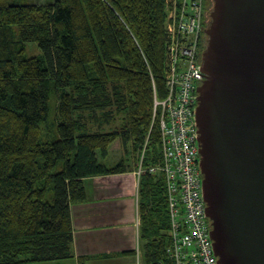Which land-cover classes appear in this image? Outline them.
<instances>
[{
	"label": "trees",
	"instance_id": "trees-1",
	"mask_svg": "<svg viewBox=\"0 0 264 264\" xmlns=\"http://www.w3.org/2000/svg\"><path fill=\"white\" fill-rule=\"evenodd\" d=\"M164 8L165 0H0V264L72 258L71 206L86 201L85 180L130 169L99 157L118 139L137 162L147 137L143 261L171 264L164 177L147 172L160 162L157 118L151 124L154 97L166 93ZM29 44L38 55H26ZM118 120L111 132L91 130Z\"/></svg>",
	"mask_w": 264,
	"mask_h": 264
},
{
	"label": "water",
	"instance_id": "water-1",
	"mask_svg": "<svg viewBox=\"0 0 264 264\" xmlns=\"http://www.w3.org/2000/svg\"><path fill=\"white\" fill-rule=\"evenodd\" d=\"M197 88L202 196L217 264H264V0H213Z\"/></svg>",
	"mask_w": 264,
	"mask_h": 264
},
{
	"label": "built area",
	"instance_id": "built-area-1",
	"mask_svg": "<svg viewBox=\"0 0 264 264\" xmlns=\"http://www.w3.org/2000/svg\"><path fill=\"white\" fill-rule=\"evenodd\" d=\"M205 3L165 0L166 93L163 100L154 97L152 117V125L157 118L159 128L160 162L148 167L147 172L164 177L170 239L167 256L171 264H217L202 196L195 121L196 90L204 81L201 55L207 24ZM144 150L134 171L138 181L146 171Z\"/></svg>",
	"mask_w": 264,
	"mask_h": 264
},
{
	"label": "crops",
	"instance_id": "crops-1",
	"mask_svg": "<svg viewBox=\"0 0 264 264\" xmlns=\"http://www.w3.org/2000/svg\"><path fill=\"white\" fill-rule=\"evenodd\" d=\"M130 166L124 174L85 180L87 199L71 208L73 257L40 264H144L139 181Z\"/></svg>",
	"mask_w": 264,
	"mask_h": 264
},
{
	"label": "rangeland",
	"instance_id": "rangeland-1",
	"mask_svg": "<svg viewBox=\"0 0 264 264\" xmlns=\"http://www.w3.org/2000/svg\"><path fill=\"white\" fill-rule=\"evenodd\" d=\"M33 2H35L36 4H45V3H47V0H33ZM202 48H203V44H202ZM202 53H203V49H202ZM38 54H39V50H38V48L35 45L29 44V45L26 46V55L28 57H31V56H34V55H38ZM153 90H154V86H153ZM153 93H154V96H155L156 93L155 92H153ZM157 101H160V100H157ZM109 125H108V127L107 126H101L100 129L95 128V127H91V130H93V131L99 130L101 132H111L114 129H116V127L119 126V120L118 121H114L113 124H111L110 126ZM151 128H152V124H151ZM41 132H42V136H43L44 139L49 138V135H50L49 127H47L46 125H42L41 126ZM128 147H129V150H131L130 146H128ZM142 150H144V145H143ZM99 160L107 168L116 167L120 163H122L123 166L124 165L126 166L127 164H129V166H130L131 164H133L134 168H136L137 163H138V161L135 162V156L131 152L127 153L126 148H124L122 146L121 141L118 140V139L113 141L107 147V153H106L105 157L104 158L99 157ZM130 168H131V166H130ZM127 172L128 171H125L124 173H127ZM114 175L115 174H113V175H103V176H94V177H90V178H94L95 179L97 177H106V176H114ZM87 179H89V178H87ZM72 207H74V205H72L71 208Z\"/></svg>",
	"mask_w": 264,
	"mask_h": 264
},
{
	"label": "flooded vegetation",
	"instance_id": "flooded-vegetation-1",
	"mask_svg": "<svg viewBox=\"0 0 264 264\" xmlns=\"http://www.w3.org/2000/svg\"><path fill=\"white\" fill-rule=\"evenodd\" d=\"M212 8H213V0H206V3H205V12H206V18H207L208 22L210 20L209 15H210V13L212 11ZM204 43H205V46H206V44H207V37H205Z\"/></svg>",
	"mask_w": 264,
	"mask_h": 264
},
{
	"label": "clouds",
	"instance_id": "clouds-1",
	"mask_svg": "<svg viewBox=\"0 0 264 264\" xmlns=\"http://www.w3.org/2000/svg\"><path fill=\"white\" fill-rule=\"evenodd\" d=\"M207 26H208V20H207L206 28H207ZM206 28H205V30H206ZM204 34H205V31H204ZM205 37H206V36H205Z\"/></svg>",
	"mask_w": 264,
	"mask_h": 264
}]
</instances>
